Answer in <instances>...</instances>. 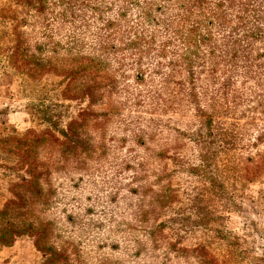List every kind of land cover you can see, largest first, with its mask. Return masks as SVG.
<instances>
[{"label": "rangeland", "instance_id": "obj_1", "mask_svg": "<svg viewBox=\"0 0 264 264\" xmlns=\"http://www.w3.org/2000/svg\"><path fill=\"white\" fill-rule=\"evenodd\" d=\"M10 201L74 264H264V0H0Z\"/></svg>", "mask_w": 264, "mask_h": 264}, {"label": "trees", "instance_id": "obj_2", "mask_svg": "<svg viewBox=\"0 0 264 264\" xmlns=\"http://www.w3.org/2000/svg\"><path fill=\"white\" fill-rule=\"evenodd\" d=\"M212 22V21H210ZM8 60L13 59V55L7 57ZM39 120H41L39 118ZM14 201H10L7 204L5 210L0 211V247H9L19 240L23 235L31 233L37 236L35 240V246L38 250L43 251L44 259L41 264H74L69 258V251L62 247H56L52 245H42L40 236L44 231L35 230L32 224L24 222H18L14 215ZM19 205V204H18ZM23 208L25 204L19 205Z\"/></svg>", "mask_w": 264, "mask_h": 264}]
</instances>
